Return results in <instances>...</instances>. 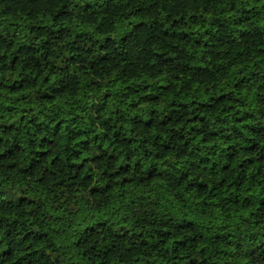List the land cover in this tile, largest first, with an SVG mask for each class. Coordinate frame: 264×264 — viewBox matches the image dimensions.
Returning a JSON list of instances; mask_svg holds the SVG:
<instances>
[{
  "label": "trees",
  "instance_id": "16d2710c",
  "mask_svg": "<svg viewBox=\"0 0 264 264\" xmlns=\"http://www.w3.org/2000/svg\"><path fill=\"white\" fill-rule=\"evenodd\" d=\"M0 264H264V0H0Z\"/></svg>",
  "mask_w": 264,
  "mask_h": 264
}]
</instances>
